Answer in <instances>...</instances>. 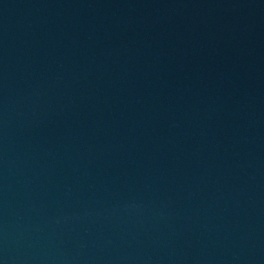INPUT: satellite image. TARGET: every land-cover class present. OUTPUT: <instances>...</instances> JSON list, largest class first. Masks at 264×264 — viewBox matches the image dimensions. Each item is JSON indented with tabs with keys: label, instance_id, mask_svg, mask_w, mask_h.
<instances>
[{
	"label": "water",
	"instance_id": "1",
	"mask_svg": "<svg viewBox=\"0 0 264 264\" xmlns=\"http://www.w3.org/2000/svg\"><path fill=\"white\" fill-rule=\"evenodd\" d=\"M0 264H264V0H0Z\"/></svg>",
	"mask_w": 264,
	"mask_h": 264
}]
</instances>
